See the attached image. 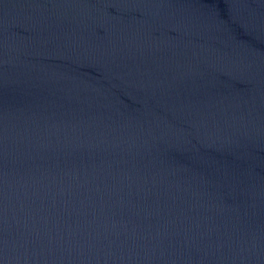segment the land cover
Instances as JSON below:
<instances>
[{"label": "water", "instance_id": "95a60500", "mask_svg": "<svg viewBox=\"0 0 264 264\" xmlns=\"http://www.w3.org/2000/svg\"><path fill=\"white\" fill-rule=\"evenodd\" d=\"M0 264H264V0H0Z\"/></svg>", "mask_w": 264, "mask_h": 264}]
</instances>
